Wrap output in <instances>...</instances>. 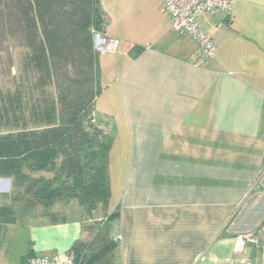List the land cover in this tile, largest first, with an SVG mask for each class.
I'll return each instance as SVG.
<instances>
[{"label": "crops", "instance_id": "crops-1", "mask_svg": "<svg viewBox=\"0 0 264 264\" xmlns=\"http://www.w3.org/2000/svg\"><path fill=\"white\" fill-rule=\"evenodd\" d=\"M161 1L99 0L102 34L119 41L99 55L95 110L112 125L108 209L121 264H240L243 234L255 240L250 264H264V0L198 18L215 45L205 62L169 29ZM83 224L31 225L12 264L69 250Z\"/></svg>", "mask_w": 264, "mask_h": 264}, {"label": "trees", "instance_id": "trees-1", "mask_svg": "<svg viewBox=\"0 0 264 264\" xmlns=\"http://www.w3.org/2000/svg\"><path fill=\"white\" fill-rule=\"evenodd\" d=\"M105 24L99 0H0V45L23 49L12 85L0 86V178L10 180L0 198L13 203L0 205V225L16 223L17 201L28 211L78 200L87 220L67 250L77 264H121L112 234L118 213L108 209L112 125L95 110L101 86L93 36ZM40 172L51 177L32 175ZM99 208L103 217L92 218ZM58 214H47L52 224L67 221Z\"/></svg>", "mask_w": 264, "mask_h": 264}, {"label": "built area", "instance_id": "built-area-1", "mask_svg": "<svg viewBox=\"0 0 264 264\" xmlns=\"http://www.w3.org/2000/svg\"><path fill=\"white\" fill-rule=\"evenodd\" d=\"M161 9L168 15L169 29L177 35H188L196 45L195 58L201 62L214 56L215 45L211 36L207 35L199 26L198 18L208 12L229 13L233 0H162ZM94 49L99 54L115 52L119 48V41L102 33L93 36ZM264 116V115H263ZM255 240L251 234L238 235L235 241L234 252L242 255L240 264H250L245 249L246 243ZM29 264H77L73 252L65 251L48 257L34 256L29 259Z\"/></svg>", "mask_w": 264, "mask_h": 264}, {"label": "rangeland", "instance_id": "rangeland-1", "mask_svg": "<svg viewBox=\"0 0 264 264\" xmlns=\"http://www.w3.org/2000/svg\"><path fill=\"white\" fill-rule=\"evenodd\" d=\"M7 47V49H6ZM23 49L19 48L18 45L13 43H3L0 45V86L3 85H12L13 77L17 73V68L19 67V63L21 64ZM11 57V61L9 60ZM33 176H43L44 178H50L51 174L47 172H40L38 174H32ZM32 203H34L32 201ZM0 205L2 206H13V203L10 199L0 198ZM17 207V218L16 223L13 225H0V251L6 250V247L10 248L12 252H8V259L0 253L1 264H12L16 254L19 253V248H21V244L25 240V236L28 235L30 226L36 223H51L50 218L47 216L50 212L60 213L58 215H65L66 219H81L86 223L87 217L86 212L82 205L76 199H59L52 203L50 207H44L40 203H36L33 205V208L28 211H23V204L18 201L14 204ZM103 217L101 208L97 209V211L92 215V218L100 219ZM86 234H83V237ZM82 237V238H83ZM21 243V244H20ZM23 249V247L21 248ZM5 252V251H4ZM12 253V254H10ZM8 260H12L7 263Z\"/></svg>", "mask_w": 264, "mask_h": 264}, {"label": "water", "instance_id": "water-1", "mask_svg": "<svg viewBox=\"0 0 264 264\" xmlns=\"http://www.w3.org/2000/svg\"><path fill=\"white\" fill-rule=\"evenodd\" d=\"M10 190V180L8 178H0V193H8Z\"/></svg>", "mask_w": 264, "mask_h": 264}]
</instances>
